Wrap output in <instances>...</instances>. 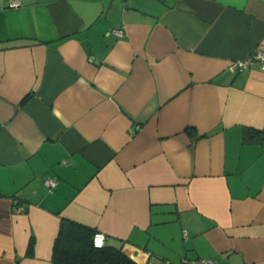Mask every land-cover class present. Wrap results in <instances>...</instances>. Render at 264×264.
<instances>
[{
  "label": "crops",
  "instance_id": "crops-1",
  "mask_svg": "<svg viewBox=\"0 0 264 264\" xmlns=\"http://www.w3.org/2000/svg\"><path fill=\"white\" fill-rule=\"evenodd\" d=\"M9 1L0 264H52L61 219L138 264H264V68L229 71L264 0Z\"/></svg>",
  "mask_w": 264,
  "mask_h": 264
},
{
  "label": "trees",
  "instance_id": "trees-1",
  "mask_svg": "<svg viewBox=\"0 0 264 264\" xmlns=\"http://www.w3.org/2000/svg\"><path fill=\"white\" fill-rule=\"evenodd\" d=\"M264 132L244 128L242 143H260ZM94 230L76 222L61 219L53 243L52 264H138L121 252L119 248L104 246L94 248ZM32 240L29 251L32 250Z\"/></svg>",
  "mask_w": 264,
  "mask_h": 264
},
{
  "label": "built area",
  "instance_id": "built-area-1",
  "mask_svg": "<svg viewBox=\"0 0 264 264\" xmlns=\"http://www.w3.org/2000/svg\"><path fill=\"white\" fill-rule=\"evenodd\" d=\"M18 5H19V2L17 0H10L8 2L9 7H17ZM113 32L117 36L122 35L121 30H116ZM254 61H259L262 65V68H264V52L262 51L257 52L254 56L250 57L247 60L232 62L229 66V71L233 74H236L240 71L246 70L250 65L253 64ZM45 185L48 188H52L55 185V183L53 181L46 180ZM13 203L15 205V209H14L15 212L17 213L22 212V209L18 207L17 205L18 199H14ZM105 240H106V236L103 233L96 231L94 232L93 237H92V245L94 248H97V249L102 248L105 246ZM196 264H214V263L208 260H200L196 262Z\"/></svg>",
  "mask_w": 264,
  "mask_h": 264
}]
</instances>
